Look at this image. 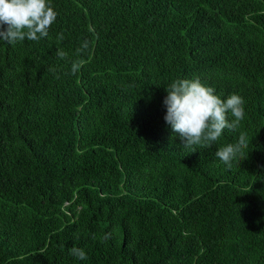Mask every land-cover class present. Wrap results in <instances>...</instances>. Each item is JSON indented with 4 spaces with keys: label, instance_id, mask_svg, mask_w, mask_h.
<instances>
[{
    "label": "trees",
    "instance_id": "16d2710c",
    "mask_svg": "<svg viewBox=\"0 0 264 264\" xmlns=\"http://www.w3.org/2000/svg\"><path fill=\"white\" fill-rule=\"evenodd\" d=\"M51 3L47 38L0 41V264H264V0ZM194 77L245 115L189 153L163 100Z\"/></svg>",
    "mask_w": 264,
    "mask_h": 264
},
{
    "label": "clouds",
    "instance_id": "9594fccd",
    "mask_svg": "<svg viewBox=\"0 0 264 264\" xmlns=\"http://www.w3.org/2000/svg\"><path fill=\"white\" fill-rule=\"evenodd\" d=\"M58 13L51 0H0V41L15 45L25 40L39 42L49 36L51 25ZM64 39L63 33L57 35V43ZM89 44L85 41L76 49L79 57ZM56 55L66 59L68 53L59 49ZM81 60L71 61V71L80 70ZM48 71L56 73L54 67ZM58 79L59 76L56 75ZM167 95L163 104L166 107L165 122L173 133L178 134L183 149L195 152L198 148H210L223 135L225 130L237 131L244 119V100L237 94L226 99L215 93V89L206 86L199 77L175 79L166 88ZM246 134L241 132L236 143H229L215 151V157L231 169L233 161L243 156L248 147ZM107 239V234L103 237ZM79 239V235H76ZM95 239V236H93ZM70 255L87 259L84 249L73 246Z\"/></svg>",
    "mask_w": 264,
    "mask_h": 264
}]
</instances>
